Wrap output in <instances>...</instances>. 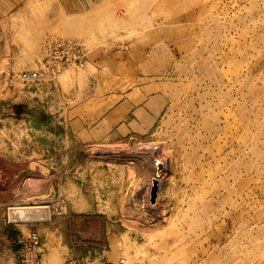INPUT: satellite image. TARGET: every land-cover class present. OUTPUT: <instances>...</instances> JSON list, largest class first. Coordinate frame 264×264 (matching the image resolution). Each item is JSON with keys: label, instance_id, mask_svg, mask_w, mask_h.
I'll return each instance as SVG.
<instances>
[{"label": "rangeland", "instance_id": "1", "mask_svg": "<svg viewBox=\"0 0 264 264\" xmlns=\"http://www.w3.org/2000/svg\"><path fill=\"white\" fill-rule=\"evenodd\" d=\"M94 21L104 83L168 95L151 131L106 148L74 138L65 115L95 52L70 34ZM56 38L83 43L85 64L23 83ZM0 155V221L40 220L51 264L104 241V190L127 241L116 263L264 264V0H0ZM78 195L94 211L72 212Z\"/></svg>", "mask_w": 264, "mask_h": 264}, {"label": "crops", "instance_id": "2", "mask_svg": "<svg viewBox=\"0 0 264 264\" xmlns=\"http://www.w3.org/2000/svg\"><path fill=\"white\" fill-rule=\"evenodd\" d=\"M97 16L99 15L95 13L90 15L93 20V17ZM75 24L79 28L74 33L69 34L73 38L85 40L95 48V52L91 57V65L93 66L90 67L95 69L89 68L90 73L84 85L80 86L77 83L66 100L65 115L68 130L74 138L80 140L86 146H96L99 142L104 141V148L110 141L118 143L119 139L124 140L128 137L133 138L147 134L166 111L168 105L167 92L158 88L160 83H151L150 81H139L127 89L123 85L110 87V84H105L104 24L99 21L91 22L84 26L87 31L89 30L86 33L83 32L84 28L80 24L76 22ZM9 61L7 59L3 61L4 66L8 69L12 66ZM0 160H3L4 163H12L6 156L0 155ZM49 174V172L46 174L45 180L48 184V193H51L56 182L54 181L55 177L54 179L48 177ZM39 182L36 184H39ZM36 195L40 196L41 194L37 193ZM106 195L107 193L104 190V217L101 218L104 220V241L101 243L84 240L80 242L79 246L84 244L83 248L87 249L86 251L104 249L109 264H116L119 254L123 252V244H127V241L124 239V234L114 230L118 226L116 224L118 221L112 219L109 214L113 212L114 207L111 206L113 202L110 201L111 199L108 196L105 199ZM117 196H120V194L118 193ZM74 200L77 201V204L79 203V206L76 209L77 205H74L72 212L94 211V205L89 203L86 196L84 202H82L81 195L75 197ZM79 217L91 218L87 215H81V213ZM42 224L40 220L35 219L15 222L10 220L0 221V264H19L23 240L37 227H40L37 230L41 235L42 248L44 252L45 249L47 251V258H42V264H51L58 252L55 249H49V242L47 241L49 233L41 230ZM118 239L122 243L120 248ZM87 244L90 246H87ZM113 245L118 248L116 251ZM77 246L75 244L66 245V251L62 252L65 261L80 256L77 255Z\"/></svg>", "mask_w": 264, "mask_h": 264}, {"label": "built area", "instance_id": "3", "mask_svg": "<svg viewBox=\"0 0 264 264\" xmlns=\"http://www.w3.org/2000/svg\"><path fill=\"white\" fill-rule=\"evenodd\" d=\"M88 52L85 45L70 39H49L43 47V58L35 69H26L19 73V79L30 84L44 79L55 78L63 69L81 67L85 64ZM63 204L65 202L63 201ZM19 264H42L44 250L41 235L37 229L23 240ZM66 264H109L104 249L88 250L79 257L69 258ZM116 264H125L121 259Z\"/></svg>", "mask_w": 264, "mask_h": 264}, {"label": "bare ground", "instance_id": "4", "mask_svg": "<svg viewBox=\"0 0 264 264\" xmlns=\"http://www.w3.org/2000/svg\"><path fill=\"white\" fill-rule=\"evenodd\" d=\"M2 18H3V17H2ZM5 42H6V41H5ZM160 168H161V166H160ZM37 211H38V210H36V209H29L28 211H26V210H25V211H24V210H21V211H20V210H19V211L15 212L14 215H19V216L21 215V216H22V214H23L24 216H26V215H25L26 213H31V214H32V213L37 212ZM27 217H28V216H27Z\"/></svg>", "mask_w": 264, "mask_h": 264}]
</instances>
